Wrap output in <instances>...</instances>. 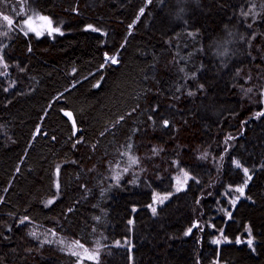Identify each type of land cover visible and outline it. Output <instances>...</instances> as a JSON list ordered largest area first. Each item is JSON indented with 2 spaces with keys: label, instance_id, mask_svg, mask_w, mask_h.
<instances>
[{
  "label": "trees",
  "instance_id": "16d2710c",
  "mask_svg": "<svg viewBox=\"0 0 264 264\" xmlns=\"http://www.w3.org/2000/svg\"><path fill=\"white\" fill-rule=\"evenodd\" d=\"M0 57V264H264V0H0Z\"/></svg>",
  "mask_w": 264,
  "mask_h": 264
},
{
  "label": "rangeland",
  "instance_id": "374dc122",
  "mask_svg": "<svg viewBox=\"0 0 264 264\" xmlns=\"http://www.w3.org/2000/svg\"><path fill=\"white\" fill-rule=\"evenodd\" d=\"M40 17H45V16L40 15L38 13H34V12L29 13L26 16L25 20L22 22V29L25 32H27V34H32L38 38L44 37V36H51L52 37V36H55L57 34H60L58 32H51V34H49V29L50 28H56V26L54 25L52 20L49 19L48 17H47L48 18L47 20H41ZM25 21H29L31 28H34L35 31H32L31 28L29 27V24H26ZM48 21H51L50 25H49ZM37 32H39L40 35H36ZM186 180H187V177L184 175H182L177 180V183H176V191L177 192L180 191L182 188H184ZM247 184H248V182H247ZM168 197H170V196H168ZM168 197H166V196H155L153 207H155L157 210L159 206H161L166 201H168V199H169ZM58 241L60 242L61 245H63L64 248L67 249L68 252L72 253V255L77 260V264H82V263L87 262V261H96L98 259L99 253H98L97 247H94L93 249H86L84 247H80L81 244L68 243V242H64V241H60V240H58ZM73 253H76V254L74 255Z\"/></svg>",
  "mask_w": 264,
  "mask_h": 264
},
{
  "label": "snow or ice",
  "instance_id": "6c2138e0",
  "mask_svg": "<svg viewBox=\"0 0 264 264\" xmlns=\"http://www.w3.org/2000/svg\"><path fill=\"white\" fill-rule=\"evenodd\" d=\"M141 13H143V9H141ZM3 19H4L5 21H8L9 24L12 23V21L9 20V17H8V16H4ZM40 19H41V20H47L48 18H47V17H40ZM25 23H26V24H29V21H25ZM48 23H49V25H50V24H51V21H48ZM29 27L31 28V25H30V24H29ZM131 27H132V25H129V28H130V29H131ZM88 28L91 29L92 31H96V32H99V31H100V30L97 29V28H93V26H91V25H89ZM31 30H32V31H35L34 28H31ZM51 32H58V33H60V28H59V27H56V28H50V29H49V34H51ZM60 34L62 35L63 33H60ZM25 35H27V32H25ZM36 35H40V33L37 32ZM105 62H106V63H110V64H118V63H119L118 53L115 54V55H112V56H109L107 53H105ZM0 63H3V59H2V57H0ZM4 67H7V64H4ZM94 86H95V87H99V84L94 85ZM249 91H250V89H249ZM64 114H65V116H68V117H71V115H72V113H70V112H65ZM257 115H258V116H264V112H260V113H258ZM164 125H165V126L168 125V121H167V120L164 121ZM73 127L75 128V121H73ZM36 134H37V135L40 134V129H39V128H37V130H36ZM73 135H75V131L73 132ZM53 139H55V138L53 137ZM77 142H80V141L77 140ZM202 158H207V154L205 153V155H204ZM132 163H137V160H136L135 158H133V159H132ZM235 163H236V166H237V167L242 168V171L244 172L245 176H247L248 180H251L252 177L248 174V173H249V169L243 167V166L239 163V161H236ZM125 171H126V169H125ZM185 175H187V174H185ZM56 176H57V180H56V184H55V186H56L57 188H59V180H58V177H59V166H57V168H56ZM246 186H247V181H245V184H244V187H246ZM244 187L237 188L236 191H238V192H240L241 194H243V193H244ZM237 199H238V198H237ZM161 202H162V201H161ZM48 203H52V201H49ZM232 203L234 204V203H235V200H233ZM152 212H153V214L156 213V208H155V207L152 208ZM228 216H229V217L231 216V213H230V212L228 213ZM27 219H28V218L25 217L24 219H22V220L20 221V223H21V224L25 223V222L27 221ZM130 223H131V222H130ZM193 226H194V227H199L198 223H197V224H194ZM191 231H192V228H189L188 231L185 233V235L190 234ZM32 235L35 236L36 233L33 232ZM221 235H222V233H221ZM225 240H226V238H225ZM237 242L239 243V241H237ZM213 243L220 244V243H222V241L219 240V239H217V240L213 241ZM247 244H248L250 247L252 246V244H253V239H252L251 237L247 240ZM80 247H83V246L81 245ZM253 250H254V249H253ZM73 254L75 255L76 253H73Z\"/></svg>",
  "mask_w": 264,
  "mask_h": 264
}]
</instances>
